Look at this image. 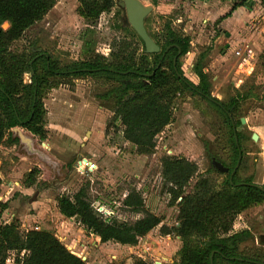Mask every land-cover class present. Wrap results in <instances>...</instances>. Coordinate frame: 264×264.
Returning <instances> with one entry per match:
<instances>
[{
    "label": "rangeland",
    "instance_id": "rangeland-1",
    "mask_svg": "<svg viewBox=\"0 0 264 264\" xmlns=\"http://www.w3.org/2000/svg\"><path fill=\"white\" fill-rule=\"evenodd\" d=\"M141 1L152 6L144 18L150 31L159 35L168 22L174 32L188 37V50L178 56L182 75L197 82L191 66L201 54L210 96L222 102L237 97L229 108L233 121L244 118L243 124L234 125L240 135L243 157L236 178H249L253 183L264 185V5L260 0H250L248 7L239 6L240 9L234 8L232 12L236 0H156L155 5L149 0ZM77 6V0H55L39 21L9 44V49L36 52L38 50L34 49L39 48L59 66L83 59L87 46L107 56L110 43L119 38L130 40L136 52H140L141 44L117 27L125 18L123 8L114 4L110 11L101 12L92 24H87L77 14ZM238 10L242 12V19L236 27L233 18ZM229 11L227 17L220 19ZM230 17L233 18L230 20ZM2 27L5 29L7 25ZM23 81L29 82L27 73L23 74ZM111 86L112 83L102 77L85 75L65 78L43 92L46 133L42 140L33 136L61 165L53 179L43 177L44 166L32 167L20 159L24 148L20 136L25 129L19 126L6 129L17 141L13 145H0L3 183L0 209L4 203L2 212L10 215L9 221H18L20 231L31 228L50 231L87 264H131L134 257L155 264H176L181 245L174 231L177 201L171 200L167 189L170 185L160 174V157L180 156L196 164V172L184 187L185 192L199 176H207L217 184L226 174L212 168L209 156H215L218 161L228 160L231 154L228 129L213 105L183 90L175 96L172 119L155 136L152 152L139 154L135 146L122 137V125L112 112L113 99L99 96ZM249 89L253 95L240 99V93ZM252 132L263 137L253 141ZM83 160L94 163L95 167L79 166L78 162ZM30 170L33 171L32 182L26 185V173ZM10 180L18 185L5 189ZM80 187H84L92 205L112 210L116 220L131 222L142 216L143 211H149L161 221L134 245L99 242L93 234L86 233L75 218L64 217L53 207L59 194L71 195ZM132 188L140 193L142 211L136 212L121 203L124 194ZM35 191L34 198L29 200ZM243 229L248 230L249 235L242 238L237 251L264 258V201L236 215L231 231ZM16 257H20V253L9 251L6 263H14Z\"/></svg>",
    "mask_w": 264,
    "mask_h": 264
},
{
    "label": "trees",
    "instance_id": "trees-1",
    "mask_svg": "<svg viewBox=\"0 0 264 264\" xmlns=\"http://www.w3.org/2000/svg\"><path fill=\"white\" fill-rule=\"evenodd\" d=\"M77 1V14L87 24H92L101 12L110 11L115 4L114 0ZM249 1L236 0L231 11L238 6L248 7ZM54 2L55 0H0V24L7 22L5 29L0 28V143L13 144L17 141L15 136L11 137L6 132V129L13 126H19L25 129L23 132L42 140L46 133L41 101L43 92L65 78L90 75L102 77L112 83L99 96L113 99L112 112L122 125V137L133 144L139 154L152 152L155 136L172 119L174 98L180 91L188 90L205 99L221 114L228 129L231 147L227 161H218L215 156L209 157L226 166L228 170L233 168L237 160L240 135L234 130L237 137L235 144L227 113L229 114V108L237 97H230L222 102L210 96L209 81L203 71L201 54L191 66L197 83H192L182 75L178 56L188 50L187 36L174 32L168 22L164 24V31L159 35L144 24L149 36L159 46L158 52L145 53L142 41L127 23L121 21L117 27L141 44L140 52H136L130 40L119 38L112 40L107 56L94 52L87 46L84 48L83 59L59 66L47 53L42 54L31 49L10 50L9 44L39 21ZM149 2L156 4V0ZM260 3L264 5V0H260ZM231 11L220 19L227 17ZM84 44L86 46L87 42ZM177 50L179 54L176 56ZM174 56L176 59L173 64ZM24 73L29 75V82L23 81ZM251 92L249 89L240 93V99L251 97ZM233 124L239 125V118ZM35 141L40 147L37 139ZM242 163L241 155L230 180L228 173L217 184L207 176H199L190 190L185 192L184 187L196 172V164L180 156L160 157V174L170 185L167 189L171 200L177 201L174 231L181 240V245L176 264H220V261L232 264H264V258L246 256L237 251L239 242L249 235V231H231L232 222L239 212L264 201L263 184L253 183L249 178H236V172ZM46 172L44 167L43 177L48 179ZM32 175V170L27 171L26 185L32 182ZM55 200L61 215L75 218L83 230L96 236L99 242L134 245L161 221L159 216L149 211H143L142 216L131 222L119 221L113 217L105 218L88 201L84 187L78 188L71 195L59 194ZM121 203L136 212L142 211L143 200L140 193L133 188L127 190ZM4 207L3 203L1 208ZM18 225L15 219L0 224V264H6L9 251L20 253L14 264H87L86 260H81L69 251L50 231L35 228L20 231ZM132 264L152 263L134 257Z\"/></svg>",
    "mask_w": 264,
    "mask_h": 264
},
{
    "label": "water",
    "instance_id": "water-1",
    "mask_svg": "<svg viewBox=\"0 0 264 264\" xmlns=\"http://www.w3.org/2000/svg\"><path fill=\"white\" fill-rule=\"evenodd\" d=\"M116 5L120 8H123L125 18L124 22L127 23L132 30L135 32V34L138 36V38L142 41L143 45V51L145 53H156L159 51V46L152 40V38L149 36V34L146 31V28L144 26V18L145 16L151 11L152 6L147 4H143L141 0H116ZM3 25H7V22H3L0 26V28L3 29ZM34 50H38L39 48H36ZM44 54V53H43ZM179 54V50H177L176 56ZM176 56L172 58V63L174 64ZM46 57V55H45ZM158 66V63L156 64V67ZM227 116L230 120L231 129L233 131V138L234 143L237 144V137L234 133V124L232 121V118L230 114L227 113ZM240 124L244 123V118L239 117ZM251 140L255 141L257 139V135L252 132L250 135ZM241 158L240 148L237 146V160L234 165V167L229 172V180L231 175L233 174L234 170L239 164ZM20 159L30 165L32 167L34 166H44L46 168V176L48 178H51L53 174H56L57 170L54 165L46 164V160L49 158L46 156L45 152H42L41 150H38L36 146H34L33 142H29L26 146H24ZM210 164L212 168L217 170L221 173H226L228 171V168L221 164L220 162L214 160L213 158L210 159ZM240 184V183H238ZM260 187L259 185H257ZM36 194V191L32 196L29 198L31 200L34 198V195ZM81 260H84V258H80Z\"/></svg>",
    "mask_w": 264,
    "mask_h": 264
},
{
    "label": "built area",
    "instance_id": "built-area-1",
    "mask_svg": "<svg viewBox=\"0 0 264 264\" xmlns=\"http://www.w3.org/2000/svg\"><path fill=\"white\" fill-rule=\"evenodd\" d=\"M236 53H238V51H236ZM78 163H79L78 164L79 166H81V167L84 166L85 168H88V169H91V168L95 167L94 163H92L90 161H87V160H83L82 163L79 161ZM15 184H16V182H15ZM92 206L94 207V209L98 213H100L105 218H110V217L113 216V211L112 210H108V209L104 208L101 205H96V206L92 205ZM9 217H10L9 214L6 217H1L0 218V224L8 223L9 222V219H8ZM6 261H7V259L5 260V263H6ZM6 264H14V263L13 262H10V263L7 262ZM152 264H155V263L153 262ZM157 264H160V263H157Z\"/></svg>",
    "mask_w": 264,
    "mask_h": 264
},
{
    "label": "crops",
    "instance_id": "crops-1",
    "mask_svg": "<svg viewBox=\"0 0 264 264\" xmlns=\"http://www.w3.org/2000/svg\"><path fill=\"white\" fill-rule=\"evenodd\" d=\"M237 8L238 9H240V7L238 6V7H236V10H237ZM233 10H235V9H233ZM233 10H232V12H233ZM231 13V12H230ZM240 13H242V12H239V10H238V12H236V18L234 17H232L233 19H236L235 21H236V27H238L239 26V24H240V22H241V17H240ZM234 15V14H233ZM232 15V16H233ZM231 17H230V20L232 19ZM227 19V18H226ZM225 20V19H224ZM234 20L232 21V23H234L235 22ZM224 23H228V22H224ZM230 23V22H229ZM204 71V70H203ZM197 78V77H196ZM193 83V82H192ZM197 82H194V84H196ZM16 127H18V126H16ZM255 133V132H254ZM256 135H257V138L259 137V136H262V134L261 135H258L257 133H255ZM263 137V136H262ZM264 138V137H263ZM257 140V139H256ZM262 142V141H261ZM15 143V142H14ZM13 143V144H14ZM263 143V142H262ZM12 144V145H13ZM0 145H1V143H0ZM9 146V145H8ZM7 147V146H6ZM11 182L8 184L9 186L8 187H6L5 186V189L7 188V189H11L12 187H13V185H18V183L16 182V181H12V180H10ZM15 182H16V184H15ZM12 183V184H11ZM2 182H1V177H0V188H1V186H2ZM6 193V192H5ZM0 199H2V196L0 195ZM6 199H7V197L6 198H4V200L6 201ZM177 200H178V198H177ZM42 205H44V203L42 204ZM54 209L58 212V210H57V208H56V200L54 201ZM38 211V210H37ZM6 212V211H5ZM4 211L2 212V209H1V213H0V218L1 217H6L8 214H6ZM38 213V212H37ZM59 213V212H58ZM6 214V215H5ZM60 214V213H59ZM61 215V214H60ZM10 216V215H9ZM63 216V215H62ZM70 218H73V217H70ZM9 219V218H8ZM82 227V226H81ZM91 234V233H90ZM95 238H97L96 236H94ZM97 240H98V238H97ZM108 242V241H107ZM114 243H116V242H114ZM117 244H119V243H117ZM120 245H127V244H120ZM132 264V263H131Z\"/></svg>",
    "mask_w": 264,
    "mask_h": 264
},
{
    "label": "bare ground",
    "instance_id": "bare-ground-1",
    "mask_svg": "<svg viewBox=\"0 0 264 264\" xmlns=\"http://www.w3.org/2000/svg\"><path fill=\"white\" fill-rule=\"evenodd\" d=\"M20 139H21L20 144L22 145V148L24 146H26L29 142L36 143L35 138L32 135L27 134V133L23 132L22 130H21ZM34 146H36L38 150H41L42 152H45L46 156L49 158L48 160H46L45 163L49 164V165H54L56 167V170H57V173H58L60 171V169H61L60 163L56 159H54L49 154V152H47L45 149H43L41 147H38L36 144H34Z\"/></svg>",
    "mask_w": 264,
    "mask_h": 264
},
{
    "label": "flooded vegetation",
    "instance_id": "flooded-vegetation-1",
    "mask_svg": "<svg viewBox=\"0 0 264 264\" xmlns=\"http://www.w3.org/2000/svg\"><path fill=\"white\" fill-rule=\"evenodd\" d=\"M115 4H116V2H115ZM42 54H43V52H41ZM45 54V53H44ZM235 165V164H234ZM234 167V166H233ZM237 168V167H236ZM231 170H228L226 173H228L229 174V172H230ZM225 173V174H226Z\"/></svg>",
    "mask_w": 264,
    "mask_h": 264
}]
</instances>
